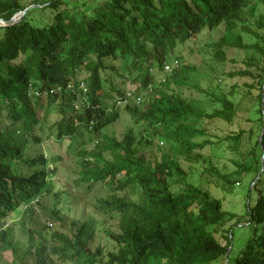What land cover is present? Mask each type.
Wrapping results in <instances>:
<instances>
[{"label":"trees","instance_id":"1","mask_svg":"<svg viewBox=\"0 0 264 264\" xmlns=\"http://www.w3.org/2000/svg\"><path fill=\"white\" fill-rule=\"evenodd\" d=\"M32 5L50 11L46 25L32 23L30 10L19 23L0 27V112L11 120L0 128V249L12 253L10 264H264V170L251 184L254 205L238 219L207 187L191 181L199 173L203 181L208 174L232 183L211 155L223 141L231 140L239 161H229L247 175L257 178L263 168L264 46L245 42L241 32L264 42V34L242 24L249 12L264 30V0H0V19L9 21ZM220 29L217 41L202 43ZM190 42L204 44L219 63L228 60L229 49H256L260 59L225 74L247 81L215 96L218 106L207 110L177 90L191 80L181 72L197 70L178 52ZM127 77L140 84L130 90L135 98L117 106L127 92L114 78ZM57 89L59 94L49 93ZM236 93L257 102V120L224 139L209 134L205 120L234 122ZM54 106L61 119L58 142L69 137L74 143V118L96 138L92 148L77 152L74 182L88 192L96 185L106 191L90 210L71 207L75 194L57 183L68 163L34 133L44 127L38 114ZM122 110L131 125L116 135L112 125ZM37 211L48 214L52 232L37 229ZM101 233L112 243L94 247ZM36 236L39 243L29 249Z\"/></svg>","mask_w":264,"mask_h":264},{"label":"rangeland","instance_id":"2","mask_svg":"<svg viewBox=\"0 0 264 264\" xmlns=\"http://www.w3.org/2000/svg\"><path fill=\"white\" fill-rule=\"evenodd\" d=\"M32 0H21L22 3H28ZM262 13H264V9H260ZM32 14L31 16V22L38 24V25H46L47 22L45 21L47 17L49 16V10L43 9L41 7L35 6L33 9H31ZM54 15V14H53ZM244 17L246 18V22L242 23L244 25H247L248 27L255 29L260 32V34H264L263 29H258V27L255 25V16H252L249 12L244 13ZM241 24H239L235 29L241 30ZM223 30L220 29L218 32H214L210 37H203L202 43H205L206 41H217L219 32H222ZM245 42L249 44L254 43H260L262 46H264V42L260 39H257L254 36L248 35L246 33L241 32ZM2 32H0V35ZM195 40V39H194ZM198 45L195 43H188L185 47L179 48V54L183 56L184 62L188 64H193L194 66H197V70L193 71L192 73H188L187 70H183L181 72L182 76L189 75L191 80L189 83L183 87L178 88L180 94L188 99L191 100L194 104H196L198 107L205 108L207 110H211L213 107L218 106V104L215 102L214 97L215 96H221L223 93H229L231 91V88L234 85L243 86V83L247 81V79L243 78H227L224 76L225 74H228L230 72L239 70L240 68H246V62L249 59H260V54L256 49H249V50H236V49H229L226 51L227 53V61L219 63L216 60H214L212 57L206 54L209 49L201 46H204V44ZM201 47V53H198L197 50ZM203 50V51H202ZM173 69V67L171 68ZM174 69H177V67ZM177 71H181V68ZM176 71V72H177ZM81 78H84L85 76L80 75ZM161 79L159 77L157 80ZM133 77H127L126 79L122 78H114V82L116 86L122 90L126 91L127 93L131 91H134L137 86H139L140 83L132 81ZM195 86H198L201 88L197 89ZM109 90V89H107ZM208 91L212 94V99L210 97H207L208 95L204 93L205 91ZM239 92V91H238ZM240 93V92H239ZM236 93L233 95V99L237 102V116L234 119L233 123H227L221 120H213V121H207L205 120L203 123V126L205 127L206 131L209 134H216L218 137L224 139L227 135L231 134V132H238L242 129H249L253 122H250V120H257L258 116L256 114L257 108L254 105H257V102L252 99L250 96L247 97H241V94ZM258 89L253 91V94H258ZM110 101V100H109ZM108 101V102H109ZM105 102V101H104ZM111 102V101H110ZM109 102V103H110ZM109 103H104L103 106H108L106 110L109 111L110 105ZM42 114V115H41ZM39 115V118L43 119L44 127L43 129L40 128V126L35 127L34 133L37 134L39 137H41L44 141L45 146L52 147L56 152H59L63 160L68 163L64 165L66 168L69 167V170L61 172L59 171V176L57 179V183L64 189L68 190L71 193L75 194L73 198L71 199V207H77V206H83L86 205L87 210H90L93 206L94 200L100 196H104L106 194V191L100 186L96 185L93 186V189L88 192L87 186L82 185L77 187L75 185L76 179L79 178L77 172L79 171V167L77 165L78 162V154L77 152L83 148L86 147L88 149L92 148L95 144L94 135L87 130L85 127H82L78 123V119L74 118L75 126L78 127V134L74 137V143H72L71 138L65 137L62 139L61 142L57 141L58 138V128L57 124L60 122V113L59 108L57 106H54L51 108V111L46 113V111L41 112ZM8 112L6 110H2L0 112V128L2 125H8L11 124V120L7 118ZM120 117L121 121H119L117 124L112 125V129H114L115 134H120L125 131L124 128L131 125V117L126 113V111L122 110L120 111ZM116 126V127H115ZM124 127V128H123ZM111 130V129H110ZM117 132V133H116ZM110 133H113V130L110 131ZM212 140H214L213 137H211ZM231 145V140L228 142L223 141L222 144L217 146L211 147V155L215 162L218 163L219 169L222 172V174L227 175V179L232 182L230 184L223 183V181L218 178L217 176L209 177L208 174L203 175V178L208 177L211 181V184L209 181H203L200 176L197 174H193L191 176V181L198 185H203L204 187H207L212 196L216 199H219L222 202L223 209L231 214H235L238 217L246 216V212L248 209V204L253 206L255 196L250 195V189L252 187L251 184L253 180H256V178H253V175H247V171H245L244 168L239 169L238 167L234 166L229 160L234 159L235 162H238V154L232 149H229ZM163 149L166 151L168 149V146L162 145ZM249 144H245V148H248ZM207 150H210L209 148ZM157 154V150H154V154ZM246 161H252V158H247ZM249 162V164H250ZM240 180V183L236 185L234 183L235 180ZM81 211V209H80ZM37 229L40 231L45 232H52L54 229V223L48 224V214H46L43 211H37ZM73 215H70L69 220H71ZM236 220H232L230 224L235 223ZM12 221H8L7 225H11ZM48 226H52L51 228H48ZM3 226V225H2ZM7 227V226H6ZM104 226H102L103 228ZM36 228V225L34 226V229ZM23 238H19L18 242L22 241ZM40 237L36 236V239L34 241H31L28 245L29 249H33L37 246L39 243ZM111 241L108 239L106 234L101 233L99 234V237L94 242V247L102 246V245H111ZM236 246H239V242L236 241ZM14 248L16 250L19 249L18 243L14 245ZM13 260L12 253L11 252H1L0 249V264H10ZM217 264V263H215ZM219 264H226V261H221Z\"/></svg>","mask_w":264,"mask_h":264},{"label":"water","instance_id":"3","mask_svg":"<svg viewBox=\"0 0 264 264\" xmlns=\"http://www.w3.org/2000/svg\"><path fill=\"white\" fill-rule=\"evenodd\" d=\"M35 6L39 7L40 5H32V6H29L27 7L25 10L21 11V12H18L16 13L9 21H6L4 19H0V27L1 26H12V25H15L17 23H19V21L26 15L27 12H29L31 9H33ZM262 137H263V132L261 133V137H260V142L262 143ZM262 169L258 175V177L256 178L255 181H257L260 177V175L262 174L263 170H264V157H262ZM231 248H229L228 250V254L230 252Z\"/></svg>","mask_w":264,"mask_h":264},{"label":"built area","instance_id":"4","mask_svg":"<svg viewBox=\"0 0 264 264\" xmlns=\"http://www.w3.org/2000/svg\"><path fill=\"white\" fill-rule=\"evenodd\" d=\"M166 70H170L169 66L166 67ZM171 71V70H170ZM84 86L81 85V88H83ZM60 89H57V90H50L49 93L50 94H59ZM127 94V98L125 99H121L119 98L118 101L116 102V104L119 106V105H124V104H127L129 98L132 99V98H135L134 94L132 92H128L126 93ZM29 95H35V96H42V95H47V92H39V91H36V92H31ZM80 98L84 97L83 95L79 96ZM78 108V106H77Z\"/></svg>","mask_w":264,"mask_h":264},{"label":"clouds","instance_id":"5","mask_svg":"<svg viewBox=\"0 0 264 264\" xmlns=\"http://www.w3.org/2000/svg\"><path fill=\"white\" fill-rule=\"evenodd\" d=\"M130 92H131V91H130ZM116 102H117V101H116ZM116 105H117V104H116ZM124 105H125V104H124ZM117 106H118V105H117ZM119 106H123V105H119ZM48 224H52V222L48 220ZM47 227H48V228H51L52 226L50 227V226L47 225Z\"/></svg>","mask_w":264,"mask_h":264}]
</instances>
